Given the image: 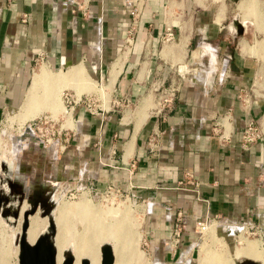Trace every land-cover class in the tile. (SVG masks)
I'll return each mask as SVG.
<instances>
[{"label": "crops", "instance_id": "obj_1", "mask_svg": "<svg viewBox=\"0 0 264 264\" xmlns=\"http://www.w3.org/2000/svg\"><path fill=\"white\" fill-rule=\"evenodd\" d=\"M68 1L0 0V78L19 76L36 60L57 67L51 74L78 67L84 78L59 87L76 98L98 94L104 108L76 105L66 137L44 144L33 136L21 145L5 175L14 197L52 203L51 182L61 199L70 189L94 196L112 185L134 201L155 264H199L206 233L196 221L212 222L215 237L239 228L263 238L264 132L240 143L245 122L264 111L262 88H251L255 60L244 54L255 24L235 34L233 17L228 27L221 3L212 5L217 0H195L200 7L189 20L169 25L166 13L186 11L183 0ZM170 88V101L156 111Z\"/></svg>", "mask_w": 264, "mask_h": 264}, {"label": "rangeland", "instance_id": "obj_2", "mask_svg": "<svg viewBox=\"0 0 264 264\" xmlns=\"http://www.w3.org/2000/svg\"><path fill=\"white\" fill-rule=\"evenodd\" d=\"M176 1H178V0H174L175 5L178 4V3H176ZM202 1H206V3H207L211 0H202ZM217 1H219V2L218 3L213 2L212 5L216 7V10H217L218 5L220 3H222L223 7H225V9L223 10V13L226 12L224 16H225V22L228 25V27H231L230 20H229L230 17H233V18L237 17L238 21H240L241 23L248 24L247 25L248 28L251 25L254 28V24H255L254 34L251 35L249 33V37H250L249 39L253 43H251V45H249L247 52L244 51V54L249 55L252 59L255 60V65H254V69H253V82L251 84L252 85L251 88H253V92L255 94L259 93L260 88H262V92H264V31L257 30V24L254 21V19H252L251 17H249V16L248 17L247 16L242 17L240 14H237V11L235 10V2H236L235 0H217ZM183 4L186 8V11L188 10L187 11L188 14L186 11L179 13L177 15L173 14L174 10L172 8L171 12L168 11L166 13L167 19L165 22L167 25L170 24L172 19H176L179 21V17H180L181 21L186 22L187 20H189L190 12L193 10H196L200 7L196 4L195 0H183ZM172 6H173V3L171 2L169 4L168 9H170V7H172ZM259 6L262 7L264 10L263 0L261 3H259ZM172 14H173V16H171ZM245 18H249V20H246ZM171 25H173V24H171ZM182 42H185V39H181L180 42L176 45L179 49H181L182 46L184 45V44L181 45ZM228 42L231 43L230 45L234 44L233 42H231V40H228ZM261 43H262V46H261ZM40 67H43L44 69L46 68V70L49 73H50V70L57 69V67L55 69H51L49 67L47 68L39 60H36L35 62L31 61L27 68L20 69L19 76H8L5 78H3V77L0 78V195L7 197V201L5 204H3L2 199H0V209L3 213V216L0 215V223H2L0 225L1 226L0 232H5L7 234V236H11L10 233H12L13 230H16L20 227V224L22 221V219H21L22 217H20L21 212L24 209H29L31 201H37V202H36L35 212H33L30 215H35L37 218H39V217H41L40 216L41 212L43 211V209H45L44 208L45 202L40 203V201H38V199L33 197V196H31L29 198L27 197V199H26V197H24V198L14 197V195L16 194V192L13 191V188H15L13 185L14 183L12 184L13 186H11V183L8 180L5 181L6 177H8L5 175H8L10 172L8 170V166L11 167V157L14 156V153L17 151L18 148L21 147V145H26L27 141L31 140L30 137L34 136L35 138H37L36 137L37 132L35 130H32L33 127H36L37 129L40 130L39 131L40 133L45 134V135H49L50 132L55 130L56 128H58V126H60L61 128H65V130L60 131V133L57 136H54L52 141H54L58 137H60V138L66 137V135L69 133L68 129H70V128H66L64 126V124L66 125V123H67L66 116L70 112L69 110L65 109L64 105H66V106L68 105L67 101L69 100L71 95H73V97H74V91L72 89H69V86H62L63 88L59 87L60 82H64V81H66V79L61 78L58 83L54 84V90L52 91V94L50 96V100L42 101V102L38 101V103L36 102L35 105L33 106V109L30 110V109H27L25 107L26 106V99H25L22 108L19 109V106L22 103V100L24 97V93H25L27 87L29 86V83L31 80V74H32V72L37 71ZM28 78H29V80H28ZM99 82L100 83L103 82L102 78ZM54 83H55V81H54ZM103 84H105V81L103 82ZM41 86H42V88H41V94H42L45 91V85L41 84ZM248 88H250V85H247V89ZM24 89H25V91H24ZM80 95H81V93H79V96ZM83 95H86L88 98H90L91 104H93V105L97 104L98 105L97 107L104 109L102 106L103 99L100 95L95 94V93H88V94H83ZM26 98H27V95H26ZM23 107L26 108L28 110V112L25 113L24 111L26 109H23ZM116 107L118 108V106H116ZM21 112L23 114L24 113L25 114L21 116ZM42 115H47L50 120H48V121L45 120L44 118L41 117ZM37 116H39V120L35 119ZM69 121L71 122V114H69ZM30 122H33V123H30ZM251 122L254 126V129H255V131L257 133V137H258L262 132H264V111L261 112L260 115H257L255 118H252ZM27 125H29V127L31 129L28 127L29 131L26 132L24 130V128L27 127ZM46 140H48V138ZM52 141L50 143H52ZM23 152H24V150H23ZM1 162H3L4 164ZM4 165H5L6 170L3 173ZM50 191H51V189H50ZM53 192L54 191L52 189L50 198H51V201L53 204H52L51 210L49 212V216L51 218V221H53V222H54L53 219L55 216L54 213L57 212V210H58L57 208H59L63 204H66L68 201L69 202L78 201L82 196H85L86 198H88L90 200V202L94 205L95 204H97L99 206L104 205L105 207L112 206V205H113V207H117L120 205L119 206L120 210L123 209L124 207H126L127 210L130 211V214H133V215L138 214L139 216L137 218L134 215L135 219L132 220L131 222H128L131 231L128 232L129 236L127 237V242H128L127 245H129L128 246L129 249H131V246L134 247L133 253H135V254H132V253L130 254V252H127L126 256L130 257L132 260L130 262H127L124 264H155V263H153V261H151V253H148L145 250L148 242L146 241L147 238H145L143 236L142 231H141V228L143 225V222L141 220V215L137 212L135 205H133L134 201L129 199L127 196L123 197V195H120V196L114 197L113 195L103 196V194H100V195H102L101 197L99 194L94 195V196H92V195L87 196V195H85V192H82V190L70 189V190L65 191L63 198L61 199V195H59L58 197L55 198ZM69 192L72 193V196L69 195ZM24 193L26 196L28 195V192L24 191ZM21 200H22V202H21ZM6 208L9 209L8 213H4V211H3ZM15 209L18 210V213L14 217V216H12V211ZM120 215H121V212L116 213L114 211H111V213L108 215V218L115 219L117 217L119 218ZM27 216H29L28 212H27ZM26 220L28 221V217L26 218ZM70 221H72L71 224L73 225L72 228L75 230V234L81 233L82 227H83L82 224L79 221H77L76 219H73V220L71 219ZM174 223L177 224L178 226L181 225L180 221H177ZM55 226H56V223H55ZM214 226H210V227H213V229H214ZM206 229H208V228H206ZM206 229L204 231V233H206V235H204V238L202 240H201L202 234L199 235L200 237H199L198 243L201 241V243H200V255L202 253H205L206 251L209 252L210 249L212 248V241L209 240V238L212 236L207 233L208 230L206 231ZM178 235H179V233H178ZM209 235H210V237H209ZM217 235L222 237V240H223L224 244L226 245V249L230 253L231 259L234 258L233 257V251L235 250L236 246L238 245L237 242L240 239L253 240V242H255L257 244V249H258V252L260 255V257H258L257 260L255 259V262H257L258 264H263V262H264V252H263V250H264V248H263L264 247V236H263V238H262V236L259 237L258 234L255 235V232L250 231V230L244 231L243 234H241V232L239 231L238 234L235 233L234 235H225L224 232H217ZM17 238L15 239L16 241L14 240V244L17 243ZM177 239H178V237H177ZM206 239H208V240H206ZM172 240H173V237H172ZM52 241L54 242V235L52 237ZM209 241H211V242H209ZM259 241H260V243H259ZM177 242L175 244H173V245H175L174 247L177 246ZM104 243L109 245V247L112 249L113 255H114L113 243L111 241H104L101 244H104ZM208 243L210 244L209 246H208ZM208 248H210L209 251H208ZM204 250H205V252H204ZM65 251H68L72 255V250H71L70 244H67ZM16 253H17V244H16ZM114 257H115V255H114ZM242 258H246V257H242ZM234 260H236V258H234L233 261ZM10 261H11V263L13 262L14 264H16L17 263V254L14 257L12 256L10 258ZM14 261H16V262H14ZM29 264H30V262H29ZM208 264H211V263L208 262Z\"/></svg>", "mask_w": 264, "mask_h": 264}, {"label": "bare ground", "instance_id": "obj_3", "mask_svg": "<svg viewBox=\"0 0 264 264\" xmlns=\"http://www.w3.org/2000/svg\"><path fill=\"white\" fill-rule=\"evenodd\" d=\"M261 2L262 0H237V2H235V10L237 11V14H240L242 17L249 16L254 19L257 24V30L264 31V10L259 6V3ZM219 7L221 9L220 11L223 12L224 9L222 3ZM68 64L66 66H68ZM61 78H76L82 80L84 74L78 67L65 71L62 70L56 74H53V72L50 74L46 68L44 69L43 67H40L33 73L31 86L27 92L25 107L31 110L36 102L50 100V96L54 90V84L58 83ZM41 84L45 85V91L42 94L41 88L43 85L41 86ZM73 98L75 100L78 99L76 97ZM26 108L23 107V109ZM26 110L23 111L26 113L28 112V110ZM24 114L21 112V116ZM66 121H69V114L66 116ZM119 206L113 207L112 205L105 207L104 205H94L88 198L82 196L78 201H68L66 204L57 208V212L54 213V222L52 221L54 226L53 245L55 247V263L58 264L67 244H70L72 250L71 264H78V260L81 258L85 259L88 264H98V248L104 241H111L113 243L115 257L110 248L112 255L111 264H124L130 262L132 259L126 256L127 252H130V254L135 253H133L134 247L131 246L132 251L128 248L129 245H127V237L129 236L128 232L131 231L128 222L135 219V214H130V211L127 210L126 207L120 210ZM111 211L116 213L121 212V215L119 218L117 217L115 219L108 218ZM135 216L137 218L139 215L136 214ZM27 217L28 221L24 230V239L27 243H31L39 232L42 233V231L45 230L46 216L44 215L37 218L35 215H29ZM71 219H76L82 224L83 227L81 233L75 234V230L72 228L73 225L71 224L72 221H70ZM1 224L2 223H0V225ZM210 226H214V224L212 222L208 223L207 221H204L203 228H199L203 233L204 230L208 228L206 231L208 230L207 233L212 236L210 237L209 235V240L212 241V248H208V251L210 249L209 252H205L204 250L205 253L200 255L199 264H208V262L211 264H233L234 258L239 259L240 257H247V259L249 258L250 260L255 261V259L257 260V258L260 257L257 244L253 242V240L240 239L233 252L234 258L231 259L230 253L226 249V245L222 238L215 237L214 233H212L214 229ZM234 230H238L236 231L238 233L240 231L239 228H234L232 232L231 230H228L227 232L233 234ZM10 234L11 236H7L5 232H0V264H14L13 262L11 263L10 258L17 254V243L14 244V240L18 237L19 228L13 230ZM209 245L210 244L208 243V246Z\"/></svg>", "mask_w": 264, "mask_h": 264}, {"label": "water", "instance_id": "obj_4", "mask_svg": "<svg viewBox=\"0 0 264 264\" xmlns=\"http://www.w3.org/2000/svg\"><path fill=\"white\" fill-rule=\"evenodd\" d=\"M231 23L234 26L235 34L239 35L242 31V24L235 18L231 19ZM24 130L27 132L28 127H25ZM3 204L6 203L7 197L1 196ZM19 200V199H18ZM37 201H31L29 209H24L21 212L22 221L19 227V234L17 238V263L16 264H56L55 263V247L53 245L52 237L54 234V226L49 216V212L52 207L50 201L44 203L43 211L40 216H46V226L45 231L39 233L31 243H27L24 239V230L27 225V212L28 215L35 212ZM19 205V204H18ZM41 206V205H40ZM42 207V206H41ZM9 209H4V213H8ZM18 210L15 209L12 211V216H16ZM0 215L3 216V213L0 209ZM99 251V260L98 264H111L112 255L110 252V247L106 243L101 244L98 248ZM72 255L68 251H64L58 264H71ZM78 264H88L87 261L83 258L78 260ZM233 264H257L255 261H252L247 258H239L233 261Z\"/></svg>", "mask_w": 264, "mask_h": 264}, {"label": "built area", "instance_id": "obj_5", "mask_svg": "<svg viewBox=\"0 0 264 264\" xmlns=\"http://www.w3.org/2000/svg\"><path fill=\"white\" fill-rule=\"evenodd\" d=\"M68 2L70 4L72 3V4H75V5H76L77 2H79L80 5L83 4V0H69ZM170 37H171V32L167 28L165 30L164 34H163V39L167 40ZM125 43H128V39H126V38H125ZM155 89L156 88H154V90ZM172 91H173V89L170 88V89L167 90L166 94L163 93L162 96H160L158 98V101L156 102V109H155L156 111L160 110L164 106V104H166V103H168L170 101V98H171V95H172ZM67 104L68 105L67 106L64 105V107L67 110H69L70 112L73 110V107L76 106V105H83L87 109H90L92 107L90 98H88L86 95H83V94H81L79 96V98L76 99V100L73 98V95H71V97L67 101ZM41 117L44 118L47 121L50 120L47 115H42ZM35 119L39 120V116H37ZM30 123H33V122H30ZM27 127H29V125H27ZM32 130H35L37 132L36 133V137L38 139H40L44 144H49L52 141L53 137L57 136L60 133V131L65 130V128H61L60 126H58V128H56L55 130L51 131L49 135H45V134L40 133L39 132L40 130L37 129L36 127H33ZM216 137H217L218 140H220V142H226L227 141V135L225 136V135H223L220 132L216 134ZM256 137H257V133H256V131L254 129V126H253L251 120L246 121L245 124L243 125L241 133H240V143H241V145L242 146L248 145L250 142L254 141V139ZM47 138H48V141H50V142L46 141ZM97 194H99V195L103 194V196H107V195L111 196V195H113L114 197L122 195L120 193V191L117 188L113 187L112 185H106V187L102 191L97 193ZM69 195L72 196V193L69 192ZM101 196L102 195H100V197ZM123 197H125V195H123ZM175 222H177V220ZM203 223H204V221H196L194 223L196 229L197 228L198 229L199 228H203ZM198 229H197V231H198ZM179 230H180V226H178L177 224L174 223L173 228L171 230V235L173 237V244H175L177 242V237H178Z\"/></svg>", "mask_w": 264, "mask_h": 264}, {"label": "flooded vegetation", "instance_id": "obj_6", "mask_svg": "<svg viewBox=\"0 0 264 264\" xmlns=\"http://www.w3.org/2000/svg\"><path fill=\"white\" fill-rule=\"evenodd\" d=\"M239 22H240V21H239ZM240 23H241V22H240ZM241 24H242V27H245V26L247 25V24H243V23H241ZM193 51H194V50H193ZM193 51H192V52H193ZM192 52H191V54H192ZM46 141H48V140H46ZM48 142H50V141H48ZM53 185H55V184L51 182V183L49 184V188H52V189H53V187H54ZM58 196H59V195H54L55 198L58 197Z\"/></svg>", "mask_w": 264, "mask_h": 264}]
</instances>
